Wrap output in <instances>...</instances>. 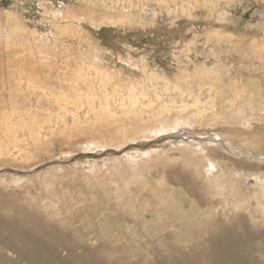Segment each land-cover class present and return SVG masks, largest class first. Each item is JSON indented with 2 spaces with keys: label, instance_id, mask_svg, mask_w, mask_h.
I'll return each mask as SVG.
<instances>
[{
  "label": "rangeland",
  "instance_id": "1",
  "mask_svg": "<svg viewBox=\"0 0 264 264\" xmlns=\"http://www.w3.org/2000/svg\"><path fill=\"white\" fill-rule=\"evenodd\" d=\"M229 35L232 44L226 45L224 40L220 46L215 45L216 40L226 39ZM203 41H209L208 44L215 49L225 50L227 57H234L229 61V68L233 70L231 77L224 69L221 74L203 75L206 61H214L204 55L200 44ZM195 42L196 51L192 49V54L187 52ZM227 48L238 50V54L227 51ZM173 54L177 55L176 59ZM99 56L103 60L98 61ZM263 57L264 0H0V198H12L17 209L39 214L46 210H61L62 213L56 216L60 219L56 221L63 225L76 210V206L71 208L74 203L67 206V202L77 196L89 198L85 201L87 207L82 209L87 212L101 196H111L112 193L113 200L121 201L118 202L119 212L131 214L135 208L130 202L125 204V199L140 194L148 186L161 183L162 175H159L162 168H169V160H162L163 165L150 169L145 175L132 176L133 190L130 188L131 191L126 192L116 179L113 182L112 176L92 175L94 173L90 172L78 174L75 178L71 177L73 174H66L58 181H49V185L23 186L7 182L6 174L26 175L27 171V175H35L52 166L53 161L55 165L63 163L58 159L47 160L51 155L58 154L56 158H59L62 156L60 152L77 150L98 140L112 143L115 139L116 142L122 139L125 132L137 123L108 122L120 119L119 114L115 118L104 117V122H99L93 106H99L107 95L119 98L133 91L155 97L150 87L152 82H158L162 88L166 82L182 79L196 85L224 88L219 90L222 93L209 95L204 90L201 95L202 105L208 107L214 102L222 117L229 113L228 105L234 98L228 83L231 79L242 89L255 91L261 88L257 99L264 102ZM101 67L106 69H102L101 74L96 73V68ZM247 77H251L252 83L247 84ZM143 78L148 81H143ZM174 96L179 100L177 94ZM184 102L179 101L178 104ZM60 103L68 118H54L55 125H58L57 134L51 138L46 135L49 130L47 123L39 127V123L32 122L34 119L40 121L46 110L56 108ZM38 136L42 140L36 143L34 139ZM175 143L168 147L178 145ZM132 145L128 144L125 149ZM123 150L118 153L123 154L126 151ZM95 152H76L66 161L73 164L75 160H95V155L104 157L112 151L106 148ZM150 206L148 200L143 201L137 229L123 231L131 240L126 242L123 237L120 242H115L114 249H125L123 252L113 253L111 242H66L63 245L82 255L83 264H217L202 257L215 255L223 263L229 261V254L239 263L263 264L264 239L261 238L252 242H192L191 236L199 235L200 231L186 228L178 232L167 230L175 237L171 242L154 240L164 232L148 224L157 220L154 214L143 215ZM3 207L0 205V215L5 212L13 214V210H1ZM119 219L108 217V220L98 222L95 217L96 228L106 231ZM143 219H146V224ZM191 219L196 221L194 216ZM67 231L72 232V228ZM78 235L80 233L76 232L75 238ZM35 244L40 246L37 249L43 247L48 250L50 243ZM65 248L61 249V264H76L67 260ZM18 260L20 264H26L20 258Z\"/></svg>",
  "mask_w": 264,
  "mask_h": 264
},
{
  "label": "bare ground",
  "instance_id": "2",
  "mask_svg": "<svg viewBox=\"0 0 264 264\" xmlns=\"http://www.w3.org/2000/svg\"><path fill=\"white\" fill-rule=\"evenodd\" d=\"M224 40L226 45L230 44L232 37L229 35L226 39H218L215 45L220 46ZM209 41L200 42L203 45L204 55L214 60L208 63L206 61L207 67L202 69L203 75L208 77L212 73L221 74L224 69L226 75L231 77L233 70L229 68V61L234 57H227L225 50L215 49L214 46L208 44ZM195 45L197 46L196 42L192 48L188 44L191 48L187 52L192 54V49L195 52ZM226 50L238 54V50L230 51V48ZM173 55L176 59L177 55ZM225 57L228 58L227 62H223L227 59ZM97 59L99 61L102 58L99 56ZM221 61L223 63H220ZM104 62L100 64L104 65ZM102 69L106 68H96V73L101 74ZM147 78H143V81ZM246 80L247 84L252 83L251 77H247ZM228 83H230L232 88L230 93L234 98L228 105L229 113L224 117L220 116L214 102L206 107L202 105L203 100L201 99L204 90H207L209 95H214L222 93L219 92L220 89L213 86L196 85L188 80L166 82V86L162 88H159L158 82H152L150 87L154 90L155 97L146 92L136 91L119 98L107 95L99 106H93L95 117L99 122L103 123L104 117L115 118L119 114L120 119L108 122L111 124H114L113 122L137 123L132 127L133 129L125 132L122 139H118L117 142L115 139L112 143L104 142L103 139L98 140L77 150L60 152L59 155L62 156L59 158H56L58 154L51 155L47 160L58 159L64 164L57 165L56 163L55 165L53 161L51 167L35 175H27V171L26 175L23 172L24 175L22 173V175H14L16 172L6 174L7 182L23 186L37 183L44 185L49 181H58L66 177V174H73L71 177L75 178L78 174L90 172V174L94 173L92 175L112 176L113 182L116 179L122 184L123 192H126L130 188L133 190L132 176L145 175L155 170L154 168L163 165L162 160L170 162L169 168H162L159 175V177L162 175L161 183L148 186L142 189L140 194L125 199V204L130 202L135 208L131 214H126L127 212L124 211L119 212L118 202L121 201L113 200L112 193L111 196L98 197V203L87 212L82 209L87 207L85 201L89 198L77 196L70 198L67 202V206L74 203L71 208L76 206V210L63 225L56 221L60 219L56 216L62 213L61 210H51L52 212L46 210L39 214V212L17 209L12 198H0V205L4 206L1 210H13V214L5 212L0 215V264H20L19 258L26 264H61L60 253L61 249L65 248L63 244L66 242H111V251L120 252L121 249H114V244L120 242L123 237L126 238V242L131 240L123 231L137 229L138 223L141 222L139 210L145 200H148L151 206L145 209L143 215L150 212L154 214V219L157 218L155 222H148V224L164 232V234L158 232L160 234L157 233L158 235L154 237V240L158 242H171L175 238L167 230L178 232L186 228L200 231L199 235L191 236L192 242H252L258 238L264 239V102L257 99L262 90L261 88L255 91L242 89L233 79ZM175 94L179 100L174 96ZM179 101H186V103L179 105ZM58 105L60 106L46 110L39 118L40 121L34 119L32 122L33 124L39 123V127L47 123L49 130L46 135H50L51 138L57 134L58 125H55L54 118L56 116L68 118L66 110H62L64 106H61V103ZM25 110H27L26 107ZM12 126L16 127L14 124ZM40 139L42 140L41 136H38L34 140L36 142ZM160 140L166 142L163 143ZM175 142H178V145L168 147L169 144ZM128 144L133 145L125 149ZM148 144V147L144 146ZM106 148L111 149L112 152L104 157L95 155ZM122 150L126 151L120 155L118 152ZM85 151H97L94 154L95 160L84 158L85 160H75L73 164L66 161L68 158L71 159V155H75L76 152ZM33 172L36 173V171ZM137 184L140 183L137 182ZM37 203L48 205L47 202L37 201ZM191 216H194L196 221L191 219ZM95 217L98 218V222H104L108 220V217H119L120 219L115 226L101 231L104 229L96 228ZM70 227L72 232L67 231ZM76 232L80 233L78 238L74 236ZM138 236L141 238L140 235ZM35 242H49V249L45 250L43 247L37 249L36 247L40 246H36ZM66 250L67 260L76 264L84 263L83 256L75 249ZM123 250L125 249L121 252ZM202 258H205L207 262L217 264H244L242 261L239 263L231 254L228 255L229 261L223 263L215 255Z\"/></svg>",
  "mask_w": 264,
  "mask_h": 264
}]
</instances>
